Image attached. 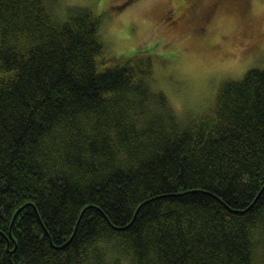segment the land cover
Wrapping results in <instances>:
<instances>
[{"label": "trees", "instance_id": "16d2710c", "mask_svg": "<svg viewBox=\"0 0 264 264\" xmlns=\"http://www.w3.org/2000/svg\"><path fill=\"white\" fill-rule=\"evenodd\" d=\"M103 17L0 0V264H264V68L183 119Z\"/></svg>", "mask_w": 264, "mask_h": 264}, {"label": "rangeland", "instance_id": "374dc122", "mask_svg": "<svg viewBox=\"0 0 264 264\" xmlns=\"http://www.w3.org/2000/svg\"><path fill=\"white\" fill-rule=\"evenodd\" d=\"M192 1L63 0L103 12L107 55L151 54L152 87L183 119L207 111L223 81L264 68V0Z\"/></svg>", "mask_w": 264, "mask_h": 264}, {"label": "flooded vegetation", "instance_id": "af4514ba", "mask_svg": "<svg viewBox=\"0 0 264 264\" xmlns=\"http://www.w3.org/2000/svg\"><path fill=\"white\" fill-rule=\"evenodd\" d=\"M212 10H213V9H212ZM212 10H211V11H212ZM211 11H210V12H211ZM175 15H176V14H175ZM177 16H178V15H177ZM180 16H181V15L179 14L178 18H181ZM199 19H200V17L198 16V20H199ZM199 38H200V37H199ZM202 40H203V39H202ZM206 43H208V41H206Z\"/></svg>", "mask_w": 264, "mask_h": 264}]
</instances>
